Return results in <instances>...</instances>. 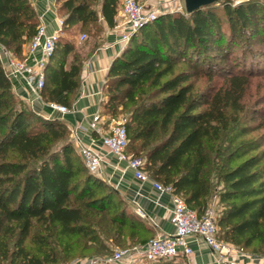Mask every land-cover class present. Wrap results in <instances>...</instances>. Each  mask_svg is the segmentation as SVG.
Here are the masks:
<instances>
[{"label":"trees","instance_id":"1","mask_svg":"<svg viewBox=\"0 0 264 264\" xmlns=\"http://www.w3.org/2000/svg\"><path fill=\"white\" fill-rule=\"evenodd\" d=\"M121 6L56 1L64 26L43 102L72 108L82 70L73 37L94 30L99 41L102 20L114 28ZM38 25L30 0H0V45L13 57L25 59ZM103 94L102 128L126 113V153L145 161L150 179L199 217L215 202L217 238L264 258V0L159 14L112 62ZM141 228L117 191L87 170L66 124L15 95L0 60V264L106 256L153 238Z\"/></svg>","mask_w":264,"mask_h":264},{"label":"built area","instance_id":"2","mask_svg":"<svg viewBox=\"0 0 264 264\" xmlns=\"http://www.w3.org/2000/svg\"><path fill=\"white\" fill-rule=\"evenodd\" d=\"M48 1L50 6L45 14L48 12L53 13V10L56 9L57 0ZM121 1V13L124 22L122 24V34L118 42L124 46L129 43L131 36L144 24L152 22L159 14L168 12H159L157 10L146 11L140 0ZM55 12L56 27L51 32L48 31L47 24L44 22V13L39 16L37 32L30 44L27 55V57L32 59L33 63H28L27 59L19 60L13 57L0 45L1 51L6 56L5 65L8 77L20 78L31 90L33 99L40 102H43L41 91L45 84V67L55 51L60 35L63 33V19ZM177 12L184 13V10H177ZM84 39H86V35L83 34L80 40ZM47 105L51 109L61 113L70 112V109L65 106L57 104ZM125 121L124 119L121 122H116L115 119H112L106 131L101 127L95 126V124H92V129L96 130L101 144L108 149L111 155L115 156L118 161L127 163L136 179L150 182L160 193L169 195L174 232L158 235L145 244L132 247L129 250L115 251L111 255L93 258L89 264H119L121 262H124V264H143L144 261H169L180 258L185 259L187 264H194L191 261L194 255L192 248L194 242H202L209 247L215 255L217 264H240L239 260H236V258L231 260V258L238 255L245 257L248 254L234 245L225 243L217 238L218 227L212 210L207 211L203 217H199L195 211L185 204L181 197L174 193L171 186H164L150 179L144 171V160L132 158L126 153L128 134ZM70 132L71 140L77 146L78 154L87 170L97 177L100 176L104 157L80 142L78 128ZM135 212L143 219L148 218L147 213L141 206H137Z\"/></svg>","mask_w":264,"mask_h":264},{"label":"crops","instance_id":"3","mask_svg":"<svg viewBox=\"0 0 264 264\" xmlns=\"http://www.w3.org/2000/svg\"><path fill=\"white\" fill-rule=\"evenodd\" d=\"M30 1L38 17L44 13L43 19L47 24L48 31H53L56 27V18L54 15L56 9L53 10V13L48 12L45 14L50 6L48 0ZM117 21V25L114 28H108L102 20L103 32L99 41L97 39H88L83 42L80 41L83 33H77L79 37L77 34H75L76 36L74 35L73 39L79 40L76 49L82 59V70L80 74V87L75 94L70 112L61 113L51 109L49 105L43 102L34 100L31 90L20 78L9 76V79L15 95L27 102L34 112L44 118L63 121L70 131L78 128L80 142L104 157L102 173L98 178L117 191L119 198L124 202L129 214L141 225L142 228L139 230L140 235L144 233L145 236L142 235L144 237H156L162 234H170L174 232V225L172 222L171 199L169 195L160 193L150 182H143L136 179L133 171L127 166V163L120 162L115 156L111 155L108 149L101 144L96 130L92 129V124L102 128L105 120V117L101 116L102 103L105 99L103 85L112 62L116 57L121 55L125 48L124 45L118 42L122 34V24L124 22L121 9L118 13ZM97 43L98 45L96 46ZM28 51L29 47L26 46L24 56L28 63L31 64L33 62L32 59L27 57ZM0 60L8 76L5 65L6 56L1 51V46ZM74 146L78 152L77 146ZM137 206H141L145 210L148 218L143 219L136 214L135 209ZM139 245L143 244H139L136 239L135 246ZM192 248L194 255L191 261L194 264H217L212 250L202 242H194ZM97 257L103 256L97 255L77 258L70 264H89L91 259ZM235 258L240 261V264H264V258L250 254L245 257H240L239 255L234 256L231 260Z\"/></svg>","mask_w":264,"mask_h":264},{"label":"rangeland","instance_id":"4","mask_svg":"<svg viewBox=\"0 0 264 264\" xmlns=\"http://www.w3.org/2000/svg\"><path fill=\"white\" fill-rule=\"evenodd\" d=\"M221 1H219V2H221ZM232 1L235 2V3H238V2L243 1V0H232ZM140 2L144 6L146 11L157 10L159 12H164V11L174 12V11H177V10H184V13L187 14L186 10H185L184 0H140ZM121 8H122V6H121ZM78 34H81V33H78ZM78 34H77V36L79 37ZM83 34L86 35V39L80 40V41L84 42V41H86L88 39L89 40L90 39H96V35L94 33V30H91L90 33L84 32ZM74 41H75V45H77L79 43L78 39H75ZM28 47H30V44L28 45ZM239 50H240V47L237 46L235 48V51H239ZM76 51H77V49H76ZM126 116H127L126 113H124V114L117 115V117H115L113 119H115L116 122H121L122 120H124L126 118ZM214 199H215V197H213V200ZM210 210L213 211V214L216 217L217 213H216L215 202L212 203ZM129 249H131V248H122V247L115 248L114 247V248L111 249V254L115 253V251H123V250H129ZM111 254H109V255H111ZM176 262H177V264H187L186 261L184 259H182V258L176 259ZM119 264H124V262H121ZM143 264H155V263L154 262L144 261Z\"/></svg>","mask_w":264,"mask_h":264},{"label":"water","instance_id":"5","mask_svg":"<svg viewBox=\"0 0 264 264\" xmlns=\"http://www.w3.org/2000/svg\"><path fill=\"white\" fill-rule=\"evenodd\" d=\"M221 0H184L186 13L190 14L198 9L217 3Z\"/></svg>","mask_w":264,"mask_h":264}]
</instances>
